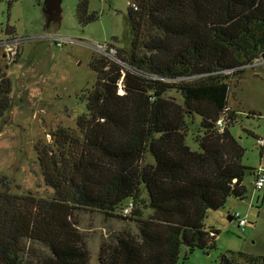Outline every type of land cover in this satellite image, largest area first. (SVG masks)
Instances as JSON below:
<instances>
[{"label":"trees","instance_id":"obj_1","mask_svg":"<svg viewBox=\"0 0 264 264\" xmlns=\"http://www.w3.org/2000/svg\"><path fill=\"white\" fill-rule=\"evenodd\" d=\"M87 7L88 0L77 1L82 23L97 16ZM126 14L129 49L116 48L115 59H90L96 79L76 119L80 135L58 126L55 150L37 146L52 196L12 193L0 176V264H89L74 211L93 207L119 216L129 199L135 206L122 218L135 230L101 242L98 264H179L181 246L189 252L215 247L217 230L205 226L206 211L222 208L229 196H246L250 168L229 130L239 112L228 106L229 78L264 56V0H129ZM6 33L16 38L12 27ZM11 89L0 66V122L12 104ZM171 89L181 102L166 94ZM193 114L200 118L198 151L185 140ZM140 204L151 209L146 217ZM27 239L46 253L31 247L25 262ZM240 257L264 264V256ZM237 263L225 253L218 262Z\"/></svg>","mask_w":264,"mask_h":264},{"label":"rangeland","instance_id":"obj_2","mask_svg":"<svg viewBox=\"0 0 264 264\" xmlns=\"http://www.w3.org/2000/svg\"><path fill=\"white\" fill-rule=\"evenodd\" d=\"M39 1L43 2L0 0V40L10 41L0 47V66L12 79V104L0 122V176H6L12 193L27 191L49 198L53 188L44 182L37 146L50 145L55 150L52 132L58 126L80 135L76 119L85 113L86 94L96 79L90 59L104 55L94 46L129 49L131 30L126 14L129 0H88V12L97 16L86 23L76 14L78 0H62L61 22L50 26L45 25ZM6 27L14 29L16 38L6 35ZM10 46L13 54L9 59ZM111 57L116 58L113 52ZM241 69L229 78L228 106L239 111L229 130L244 147L242 163L250 168L243 179L246 196H229L222 208L206 211L205 226L217 230L215 247L189 252L181 246L179 264H218L222 253L237 258V264H248L240 255L264 256V188L256 189L253 184V170H264V146L257 143V137L264 138V56L259 55ZM166 94L182 101L175 89ZM252 109L259 115L248 116ZM199 121L196 114L187 117L185 140L195 151L199 149L195 139ZM147 158L152 161L150 156ZM145 193L143 189L144 199ZM140 205L146 217L151 209ZM236 211L247 220L242 230L235 221L228 220ZM116 213L119 216H110L93 207L74 211L77 228L90 251L89 264H98L101 242L112 240L122 229L135 230L133 221L122 218L120 211ZM24 243L28 248L22 252L24 261L31 255V247L37 254L46 253L37 243L28 239Z\"/></svg>","mask_w":264,"mask_h":264},{"label":"built area","instance_id":"obj_3","mask_svg":"<svg viewBox=\"0 0 264 264\" xmlns=\"http://www.w3.org/2000/svg\"><path fill=\"white\" fill-rule=\"evenodd\" d=\"M133 9H136L137 6L135 4H133ZM8 44V41H0V47L3 46V45H7ZM94 49L98 51V53L100 54H106L107 56H112V52L115 54V49L111 48V47H106V44L104 45H98L96 44L94 46ZM8 50H10L13 54V49L12 47H8ZM217 125H218V131H221L222 128H223V122H222V119H219L218 122H217ZM257 143L260 145V147H263L264 146V138L263 137H258L257 138ZM253 174L255 175V179L253 180V184H254V187L256 189H263L264 188V170L262 169H255L253 170ZM135 206V203H134V200L133 199H129V200H126L125 204L123 205V207L120 209V213L123 214V215H129L131 210L134 208ZM230 218L231 220L235 221L238 228H240L239 230H242L244 229L246 223H247V220L244 216H241L239 214L238 211L236 212H232L230 214Z\"/></svg>","mask_w":264,"mask_h":264},{"label":"water","instance_id":"obj_4","mask_svg":"<svg viewBox=\"0 0 264 264\" xmlns=\"http://www.w3.org/2000/svg\"><path fill=\"white\" fill-rule=\"evenodd\" d=\"M61 3L62 0H43L41 8L46 16V26H50L51 24H58L61 22ZM11 55L12 52L8 50L7 56L9 59ZM123 75L124 73L121 75V77ZM228 220H231L230 216H228Z\"/></svg>","mask_w":264,"mask_h":264},{"label":"flooded vegetation","instance_id":"obj_5","mask_svg":"<svg viewBox=\"0 0 264 264\" xmlns=\"http://www.w3.org/2000/svg\"><path fill=\"white\" fill-rule=\"evenodd\" d=\"M6 40H8V38H6V39H3L2 41H6ZM8 42H10V41H8ZM16 49H17V46H16Z\"/></svg>","mask_w":264,"mask_h":264},{"label":"crops","instance_id":"obj_6","mask_svg":"<svg viewBox=\"0 0 264 264\" xmlns=\"http://www.w3.org/2000/svg\"><path fill=\"white\" fill-rule=\"evenodd\" d=\"M253 110V109H252Z\"/></svg>","mask_w":264,"mask_h":264}]
</instances>
